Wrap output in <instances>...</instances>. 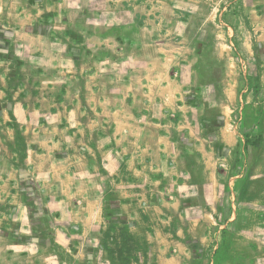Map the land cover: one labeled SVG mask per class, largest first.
Here are the masks:
<instances>
[{
	"label": "rangeland",
	"instance_id": "rangeland-1",
	"mask_svg": "<svg viewBox=\"0 0 264 264\" xmlns=\"http://www.w3.org/2000/svg\"><path fill=\"white\" fill-rule=\"evenodd\" d=\"M35 1L4 0L0 11V87L9 101L39 93L46 108L58 102L71 69L85 66L88 55L112 56L114 67L119 47L108 36H121L129 51L163 55L161 66L176 72L182 84L189 121L173 134L179 145L173 166L149 170V177L145 169L133 174L126 162L117 169L125 182L129 173L136 180L137 200L123 204L126 210L139 209L136 219L121 217L119 205L129 197H118L113 177L95 159L93 172L104 193L101 230L111 225L108 236L127 232L140 239L153 233L161 259L172 251L182 264H220L231 241L253 242L257 248L264 239V0H60L65 4L58 9L36 10L35 22L29 23V13L28 23L19 21L16 8L24 3L31 8ZM61 13L64 19L56 23ZM84 36H105L99 52L82 45ZM8 126L14 134L11 150L21 163L22 130L13 118ZM90 144L97 142L90 138ZM157 195L173 204L149 218ZM2 211L0 206V227L9 221ZM34 214L25 225L42 232L48 218ZM10 222L17 227L22 220ZM40 237L69 261L70 251L48 235ZM96 238L113 246L100 233ZM167 244L172 245L166 253ZM154 253L132 264H156Z\"/></svg>",
	"mask_w": 264,
	"mask_h": 264
},
{
	"label": "crops",
	"instance_id": "crops-1",
	"mask_svg": "<svg viewBox=\"0 0 264 264\" xmlns=\"http://www.w3.org/2000/svg\"><path fill=\"white\" fill-rule=\"evenodd\" d=\"M3 2L0 0L1 12L5 11ZM26 4L31 3L16 8L17 19L28 23L29 18L31 23L38 19L36 10H54L56 5L58 9L65 2L35 1L30 5L35 11ZM59 16L56 23L65 14ZM3 17L4 12L0 14ZM108 37L119 47L114 51L120 55L114 57V67L109 65L112 56L88 55L85 66L71 69L61 100L51 101L47 108L39 93H25L9 101L4 86L0 87V206L4 207L2 218L9 220L0 227V264H109L96 238L103 220L104 193L99 191L93 172L95 159L113 177L118 197H129L119 205L121 217L129 221L139 216V209L126 210L123 204L135 202L138 190L132 189L136 182L132 173L126 182L119 178L117 169L121 163H128L133 174L145 169L149 177V170L159 171L164 164L173 166L178 159L179 145L173 134L184 131L189 117L184 112L186 105L177 73L161 66L165 58L158 52L149 56L129 51L121 36ZM84 39L86 49L99 52L105 36ZM11 118L25 139L21 163L10 147L14 140L8 126ZM90 138L96 140V146L90 144ZM151 202L149 218L162 213L166 204H173L159 195L156 202ZM31 212L38 219L43 215L48 218L42 232L25 225ZM19 219L22 222L17 227L10 226V220ZM41 234L51 237L65 252L70 251L69 261L57 257L51 250V241L46 237L42 240ZM142 239L148 245L149 258L151 250L156 253L158 249L153 233H145ZM251 243L231 241L220 264H264V239L256 244L257 248ZM170 245L164 247L165 252ZM155 253L151 258L156 264H182L183 259L172 251L163 259Z\"/></svg>",
	"mask_w": 264,
	"mask_h": 264
},
{
	"label": "trees",
	"instance_id": "trees-1",
	"mask_svg": "<svg viewBox=\"0 0 264 264\" xmlns=\"http://www.w3.org/2000/svg\"><path fill=\"white\" fill-rule=\"evenodd\" d=\"M113 227L109 225L106 230H100V234L105 239H110V246L106 240L100 242L101 247L105 251L109 264H132L138 263L142 257L144 261L147 259L148 245L145 240L135 237L134 235L125 232L120 237L108 236V233ZM121 239L120 245L117 239ZM136 253V254H135ZM130 257H132L130 259Z\"/></svg>",
	"mask_w": 264,
	"mask_h": 264
}]
</instances>
